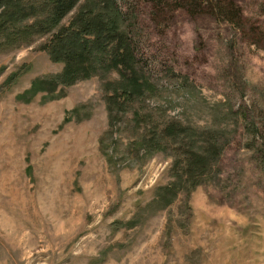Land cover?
I'll return each mask as SVG.
<instances>
[{"label":"rangeland","instance_id":"rangeland-1","mask_svg":"<svg viewBox=\"0 0 264 264\" xmlns=\"http://www.w3.org/2000/svg\"><path fill=\"white\" fill-rule=\"evenodd\" d=\"M91 1L43 34L51 4L24 0L18 22L0 5V264H264V0H234L242 29L114 0L135 51L115 38L56 61ZM172 124L230 139L196 188Z\"/></svg>","mask_w":264,"mask_h":264},{"label":"trees","instance_id":"trees-1","mask_svg":"<svg viewBox=\"0 0 264 264\" xmlns=\"http://www.w3.org/2000/svg\"><path fill=\"white\" fill-rule=\"evenodd\" d=\"M6 3L12 9L13 22L25 19L28 12L27 5H23L24 0H0ZM79 0H44L45 4H51L52 8L47 17L43 20L42 26L36 25V32H45L51 30L56 24L71 12ZM98 1V2H97ZM160 5H175L179 9L185 10L190 15L207 14L216 21L230 23L234 27L242 29L245 27L241 14V9L234 0H156ZM92 8L88 9V15L83 13L78 19L80 26L67 29L65 33H59L54 36L55 43H52L51 53L56 61H63L71 65L73 57L77 62L89 56L93 47L97 44L107 42L115 38H124L129 48L135 51L132 40V32L135 24L128 22L127 16L117 7L114 0H92ZM95 7V8H94ZM98 8L97 15L94 14ZM9 10V8H7ZM106 12V13H104ZM87 17H90L88 19ZM133 20V19H132ZM31 34L33 28L31 26ZM17 36V34H16ZM88 36V37H87ZM250 41L257 44L255 34L250 35ZM32 40V39H31ZM230 106L231 116L238 117L239 111H235ZM221 131V130H220ZM163 135L169 138L178 139L174 142L178 147L175 155V171L182 174L183 181L192 184L191 188H196L202 183L204 178H208L212 169L219 163V158L224 151L225 146L229 145L230 139L223 141L224 132L198 130L190 127H184L181 124L166 125L161 131ZM152 141L153 145H157ZM154 146V147H155ZM186 150V151H183ZM174 184L166 188H172ZM190 188V189H191ZM168 190V189H166Z\"/></svg>","mask_w":264,"mask_h":264}]
</instances>
